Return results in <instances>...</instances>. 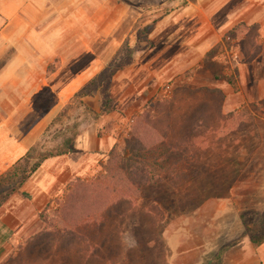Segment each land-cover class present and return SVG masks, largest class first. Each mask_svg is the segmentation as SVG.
I'll return each instance as SVG.
<instances>
[{"label": "crops", "instance_id": "obj_1", "mask_svg": "<svg viewBox=\"0 0 264 264\" xmlns=\"http://www.w3.org/2000/svg\"><path fill=\"white\" fill-rule=\"evenodd\" d=\"M157 1L0 0V45L12 50L0 63V174L40 141L47 139V150L64 143L66 124L61 128L59 118L66 117L74 94L111 63L126 39L136 37L135 25L145 13L156 16L147 32L152 44L143 50L153 57L136 62L146 82L138 87L126 68L114 74L110 91L122 106L108 113L100 111L97 94L79 97L87 114L78 118L71 150L42 159L0 206V261L41 230L39 213L75 178L96 176L108 152L130 136L141 103L161 98L152 96L160 85V55L171 56L174 77L196 65L209 71L210 62L225 65V75L234 67V89L223 76L225 81L211 76L205 83L224 94L219 118L233 112L236 128L264 134V0ZM231 34L232 62L218 58V51L203 60ZM4 55L0 49V62ZM239 215L229 197H208L185 223H168L162 230L168 264H264V228L260 236L251 235Z\"/></svg>", "mask_w": 264, "mask_h": 264}, {"label": "rangeland", "instance_id": "obj_2", "mask_svg": "<svg viewBox=\"0 0 264 264\" xmlns=\"http://www.w3.org/2000/svg\"><path fill=\"white\" fill-rule=\"evenodd\" d=\"M150 4L156 5L158 1L150 0ZM151 13L155 14L153 11ZM145 14L142 16V20L135 25L136 37L125 40L111 65L112 69H117L114 74L126 68L138 87L146 82L148 76L145 69L139 67L140 65L136 62L140 59L153 57V54L146 55L143 50L152 44L147 38V32L156 16ZM233 45L234 37L231 34L230 37H224L221 45L212 49L210 55L205 56L203 60L206 61L218 51L221 54L218 58L232 62L234 59L231 53ZM0 49L5 54L0 62L3 63L12 50L6 43L1 44ZM157 58L162 59V63L157 59L159 67L157 66L156 71V75L160 77V85L152 96L161 98H150L142 102L141 110L145 107L146 110L150 109L152 114L151 110H153L155 101H160L162 104V108L159 107L158 111H162L165 100L171 101L170 108L173 117L179 122L175 126L177 133L181 132L183 127L181 121L185 115L195 114L197 116L199 114L202 120H196V126L200 129V133L193 130L194 136L189 140L183 139L182 135L179 136L178 141L187 143L188 152L182 156L180 161V166H182L178 171L180 172V184L175 187L170 183L163 191L154 190L149 193L151 196L155 195V198L162 199H157L159 209L151 211L153 222L156 223L149 228L150 236L146 237L150 245L147 253L141 255L136 249L135 239L127 229L129 220L124 217L120 222V217L115 216L112 219L113 223L107 225L105 233L95 236L101 240L105 238L108 240L107 247L96 249V253H93L94 248H90V243L86 241L64 243L53 232L47 233L43 238L36 237L37 232H35L28 235L9 257L0 261V264H168V251L164 239H162V230L172 221L185 223L186 216L200 207L208 197H229L234 207L239 208V218L244 225V231L255 237L262 234L264 228V134L251 133L252 129L246 126L236 128L237 121L233 117H229L233 116V112L221 115L219 118L218 105L224 94L218 89L208 88L205 84L211 80V76L223 79L222 76L225 74L222 71H225V65L220 67L221 64L210 62L205 65L209 67V71L196 65L195 70L184 68L178 77H174L175 74L172 73L170 66L171 56L160 55ZM234 71V67H230L228 70L233 74ZM194 74L195 77L190 78ZM108 76L106 73L98 80V86L93 92L98 95L100 111L103 104L106 103L103 97L106 92L109 97L106 104L109 108L114 109L122 106L121 102L116 101L114 93L110 91L111 80L107 79ZM106 85H108L107 89ZM126 89L128 87L122 90ZM130 89L133 90V87L131 86ZM71 101L72 103L66 106V117L59 118L61 128H63V124H66L67 136L77 133L78 118L85 117L87 114L80 108L82 103L77 98H73ZM57 120L55 119L54 123ZM127 127L128 123L124 124L122 132H126ZM53 128L55 127L52 121L48 129L53 131ZM50 140L52 141L53 137H50ZM46 141L47 139L44 142H38L35 145V151H46L47 149L43 148ZM122 141L123 139L120 140V142ZM243 148L248 150H242ZM200 165L204 166L203 172L198 168ZM8 188L4 184L0 189V206L11 195L5 193ZM150 195L142 198L141 201L143 203L152 202L154 199ZM187 197H191L197 206L192 209L177 207V209H171L173 213H169L170 209L169 207L167 209V204L177 198L184 205ZM230 218V215L226 216L227 221Z\"/></svg>", "mask_w": 264, "mask_h": 264}, {"label": "trees", "instance_id": "obj_3", "mask_svg": "<svg viewBox=\"0 0 264 264\" xmlns=\"http://www.w3.org/2000/svg\"><path fill=\"white\" fill-rule=\"evenodd\" d=\"M114 60L115 57L94 79L76 92L73 98L93 94L98 86V80L106 73L110 81L117 70L111 68ZM234 76L230 73L223 77L235 88ZM103 97L107 103L108 92ZM106 103L101 108L102 113L111 111ZM153 105L152 114L150 109L146 110L144 107L134 116L130 125V136L116 143L108 152L95 177L87 180L75 178L69 184L68 191L55 200V204L49 203L39 213L43 226L35 234L36 237L43 238L47 233L53 232L64 243L71 244L83 240L90 243V248L93 247V253H96V249L107 247L108 240L106 238L101 240L95 236L105 233L107 225L113 223V217H120V222L125 217L129 220L127 229L135 239L136 249L141 255L147 253L150 245L146 237L150 236L149 228L156 223L153 222L151 211L159 209L158 200L162 199L155 198V195L151 196L149 193L154 190L163 191L170 183L175 187L180 184L178 172L182 167L180 161L188 152L187 143L178 141L179 136L182 135L183 139L189 140L194 136L193 130L200 133L196 120H202L199 114L185 115L181 121L183 126L181 132L177 133L175 126L179 122L173 117L171 101L163 102L162 111H158L159 107L162 108L160 101H155ZM73 136L74 134L68 136L56 149L37 152L35 145L29 148L7 171L0 174V189L6 184L9 188L5 193L7 195L14 193L37 169L42 159L69 152ZM198 168L203 172L204 166L200 165ZM149 195L154 200L143 203L141 199ZM185 201L182 205L183 203L176 198L167 204L169 213H173L171 209L177 207L192 209L197 206L191 197H187ZM92 241L94 242L91 243ZM254 242L257 240L254 239Z\"/></svg>", "mask_w": 264, "mask_h": 264}]
</instances>
